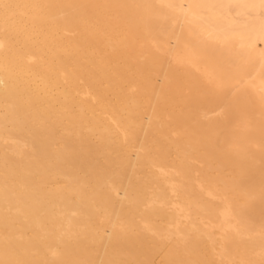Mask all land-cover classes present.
Segmentation results:
<instances>
[{"label": "bare ground", "instance_id": "obj_1", "mask_svg": "<svg viewBox=\"0 0 264 264\" xmlns=\"http://www.w3.org/2000/svg\"><path fill=\"white\" fill-rule=\"evenodd\" d=\"M0 264H264V0H0Z\"/></svg>", "mask_w": 264, "mask_h": 264}]
</instances>
